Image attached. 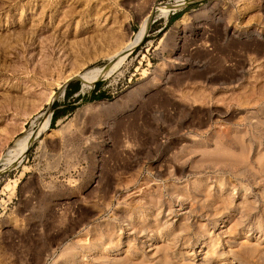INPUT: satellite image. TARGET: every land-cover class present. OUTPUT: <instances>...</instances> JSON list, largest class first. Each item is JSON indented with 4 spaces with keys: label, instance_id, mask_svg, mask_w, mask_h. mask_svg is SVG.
<instances>
[{
    "label": "rangeland",
    "instance_id": "rangeland-1",
    "mask_svg": "<svg viewBox=\"0 0 264 264\" xmlns=\"http://www.w3.org/2000/svg\"><path fill=\"white\" fill-rule=\"evenodd\" d=\"M0 264H264V0H0Z\"/></svg>",
    "mask_w": 264,
    "mask_h": 264
},
{
    "label": "bare ground",
    "instance_id": "bare-ground-1",
    "mask_svg": "<svg viewBox=\"0 0 264 264\" xmlns=\"http://www.w3.org/2000/svg\"><path fill=\"white\" fill-rule=\"evenodd\" d=\"M99 70H100V67H93V68H89L86 71L82 72L80 74L81 87L82 88H84V87H90L91 84L93 83V80L96 78V75L99 72ZM30 138H31L30 131H28L25 135H23L20 138H18V140L16 141V143H14L12 146H10L8 148V152H11V151L15 150L19 146H23L24 148L21 151V154H22L24 152V149H25V147L27 145V142L30 140Z\"/></svg>",
    "mask_w": 264,
    "mask_h": 264
},
{
    "label": "trees",
    "instance_id": "trees-1",
    "mask_svg": "<svg viewBox=\"0 0 264 264\" xmlns=\"http://www.w3.org/2000/svg\"><path fill=\"white\" fill-rule=\"evenodd\" d=\"M177 17V15L172 14L169 18H168V22H171L173 19H175ZM97 81L94 83L93 87L96 85ZM78 91V82L74 81V83H72L71 81H69L65 88L63 89V95L65 98L70 97L72 94L77 93ZM93 92H90V95H92ZM77 96V95H76ZM57 117V113L54 111H52L51 113V117H50V123H53L54 120Z\"/></svg>",
    "mask_w": 264,
    "mask_h": 264
}]
</instances>
